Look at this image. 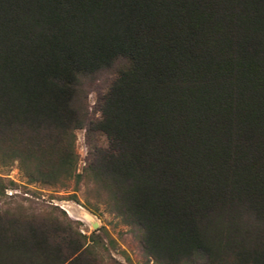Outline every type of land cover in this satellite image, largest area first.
<instances>
[{
    "label": "trees",
    "instance_id": "obj_1",
    "mask_svg": "<svg viewBox=\"0 0 264 264\" xmlns=\"http://www.w3.org/2000/svg\"><path fill=\"white\" fill-rule=\"evenodd\" d=\"M0 162L85 186L152 264H264V0H0ZM3 190L0 264L103 262L105 232Z\"/></svg>",
    "mask_w": 264,
    "mask_h": 264
},
{
    "label": "rangeland",
    "instance_id": "obj_2",
    "mask_svg": "<svg viewBox=\"0 0 264 264\" xmlns=\"http://www.w3.org/2000/svg\"><path fill=\"white\" fill-rule=\"evenodd\" d=\"M112 72L99 74L85 87L84 108L90 120L99 119V100L112 83ZM75 149L78 154V171L85 165L87 156L86 132L84 129L75 133ZM96 144L106 147L104 136H95ZM0 180L4 186L1 197L3 208L13 207L16 204L36 209L56 206L71 220L78 222V229L82 234L107 235L105 242L109 251L101 253V264H152L144 255L136 236L131 228L124 225L119 219L106 212L103 205L97 203L88 193L85 186H80L78 192L72 191L70 185L67 189H58L45 186L41 183H29L24 174L19 170L17 163L0 162ZM76 196L77 202L71 199ZM64 218L62 214H58ZM112 240L114 245H109Z\"/></svg>",
    "mask_w": 264,
    "mask_h": 264
}]
</instances>
